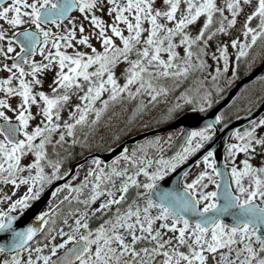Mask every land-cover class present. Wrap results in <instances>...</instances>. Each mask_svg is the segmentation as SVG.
I'll return each mask as SVG.
<instances>
[{"label":"snow or ice","instance_id":"6c2138e0","mask_svg":"<svg viewBox=\"0 0 264 264\" xmlns=\"http://www.w3.org/2000/svg\"><path fill=\"white\" fill-rule=\"evenodd\" d=\"M106 3L107 13H115L110 23L95 14L105 10V0H61L59 3L57 0H11L7 4L5 0H0V20L15 29L11 35H7V30L0 26V40L8 41L7 52L13 51V42L20 45V52L16 53L11 66L7 63L0 65L10 73L6 78L0 79V89L8 95H18L22 98L17 105V124L8 123L9 118L0 111V117L5 120V124L0 126V133L3 134V139H0V180L5 183L10 181L14 185H29L25 195L9 204L8 211H0V231L11 233L8 244H0V252L7 251L11 258L0 261V264H207V253H212L214 259L218 249L223 251L219 252L217 264H264V165L254 166L247 158L255 154L256 145L261 146L260 151L264 152V135L257 137L255 131L257 124L264 125V118L258 122L252 121L242 132H231L234 142L226 144L227 157L234 160L236 153L244 152L246 158L241 161L242 167L237 168L234 164L230 167L231 184L226 183L223 191L219 190L220 184L214 179L222 173L215 166V159H210L213 157L212 150H208L202 157L205 170L196 172L179 190H161L158 184L166 170L170 171L177 164L183 163L191 153L200 149L205 141L211 138L214 125L208 122L186 133V142L181 145L180 151L169 157L161 156L156 159L154 170L149 171L147 166L153 163V160L148 158L146 164L145 157L137 158V149L133 148L131 155L127 150L121 152L108 166L107 172L100 167L99 159H93L91 163L96 168L88 169L87 176L79 186L61 185L60 187L68 188L69 192L75 191L79 194L82 188L89 184V177H93L90 193L82 203L89 205L101 192L107 193L98 208L91 209L93 214L108 212L110 206L120 205L122 201L127 200L130 186L144 190L136 191L131 201L123 208L116 207L111 215L96 227L89 226L86 218L89 215L88 208L77 209L81 215L69 226L67 232L63 229L58 232L62 238L59 243H38L32 249H29L28 242L54 217L53 210L40 212L36 219L43 220L44 224L38 227L29 224L23 229L13 228L15 217L10 214L12 210L19 208L23 211L28 202L39 195L44 184L59 178L60 160L48 159L45 145L51 142L50 134L61 128L60 124L53 122V117L60 119L59 109L63 102L69 100L72 92L82 91L86 86V90L79 96V100L84 103L74 105L75 111H69L71 122H64L63 128L66 131L59 132L60 142H63L65 135L74 136L76 125L87 124L89 111L95 112V123L103 109L94 107V102L105 90L110 94L106 99L100 100L103 107H107L109 100H116L120 93L124 92L129 96H136L143 91L152 101L166 94L168 88L158 83L161 78L179 79L194 68L191 60L193 52L189 46L203 40L205 34L211 37L216 32H224L225 20L228 26L235 24L237 14L245 5H251L249 13L246 14V21H252L255 17L258 23L255 27L246 22L243 24L247 38L245 42L231 41L233 47L239 44L237 58L246 56L248 49L258 38L264 40V0H225L230 18L224 16V6H218L215 0H183L185 6L180 9L179 18L176 14L181 0H162L166 10L154 8L152 0H106ZM72 9H78L90 20V35H94L101 42L102 51H97L90 43L89 34L84 33L82 23L79 26V36H76L75 25L65 28L63 34H53L50 29L41 27L42 23L49 20L59 27V21L65 19ZM214 13L220 14L216 20L218 27H211ZM201 14H204L205 18L198 34L188 35L184 31L185 26L196 21ZM160 17L175 23L169 27L158 19ZM145 20L149 25L147 29L142 26ZM121 22L127 29L126 35L120 27ZM23 24L35 25V29H21L19 26ZM106 29H110L111 34H106ZM144 31H147V35L142 37L141 33ZM178 33L179 43L185 46L182 60L177 58L176 42L173 40ZM113 35L119 37L122 47L114 43ZM73 38L90 47L91 53L77 50L69 54L61 51L62 46H70ZM50 41L56 51H49L45 55V45ZM141 42L142 46L137 47ZM37 47L47 63L29 59V53H35ZM219 51L227 68L225 50L221 48ZM132 52L136 53V58L129 59ZM161 52L167 53L166 58L161 57ZM0 53L6 56L4 47H0ZM202 54L203 47L196 53L199 61L197 66L200 68L204 66L203 60L200 59ZM121 60L127 65L121 71L123 84L117 82L113 71ZM52 61L57 62L55 78L50 85L54 94L49 96L43 91L33 93L32 85L41 83L37 73L51 68ZM25 64L28 65L27 69ZM90 66H94L91 71ZM65 68L67 71H64ZM12 69H16V72H12ZM26 75H30L31 80H26ZM13 79L18 81L16 85H12ZM132 86H135L134 91ZM57 88L62 89L58 94ZM36 95L44 102L42 111L37 109L43 117L44 126L36 125L28 131L27 125L33 114L27 107L36 102ZM207 97L208 93H205L204 100L200 103L201 110L208 102ZM181 98L190 99L184 93H181ZM0 106L10 107L3 98H0ZM137 107L142 108L143 105ZM171 111L169 109V112ZM215 119L220 121L222 117L217 115ZM17 133H23L25 138H18ZM37 137L40 138L39 141L34 142ZM156 141H159V137ZM149 143L151 147L157 146L155 142ZM28 151L34 152L35 159L31 164L21 166L20 158ZM45 160L51 167L49 174L43 171L42 163ZM121 160L125 163L122 168L116 166ZM129 164L132 171H129ZM195 164L199 165L200 160H196ZM33 166L34 174L31 172ZM22 167L30 170L27 176L17 175ZM209 168L212 169L211 172L207 171ZM141 173L145 178L143 183L137 179ZM112 177H124L120 180L118 189L114 190V185L109 187L106 183ZM244 177L248 178V186L243 183ZM205 180L217 184L218 190H206L208 184ZM101 184L105 185L103 189ZM232 184L235 185L234 190ZM71 198L79 199V195ZM152 209L156 210L155 214ZM155 221L160 222L159 227H154ZM81 229H84L83 233L80 232ZM161 229H170L174 235L165 238L166 234ZM55 231V228L49 227L45 240H52ZM69 242H72L71 246L66 248ZM140 242L147 243L138 247ZM182 247L186 250H181ZM44 248H49V251L44 253ZM58 249L64 251L53 260L52 257L56 256ZM25 251H28L26 260L20 255ZM32 253H35V257ZM158 257L160 259H157Z\"/></svg>","mask_w":264,"mask_h":264},{"label":"rangeland","instance_id":"374dc122","mask_svg":"<svg viewBox=\"0 0 264 264\" xmlns=\"http://www.w3.org/2000/svg\"><path fill=\"white\" fill-rule=\"evenodd\" d=\"M121 2H124V0H121ZM152 2H153L154 8L159 7V8H161V10H166L165 5L162 3V0H152ZM197 2H198V0H197ZM215 2L217 3L218 6H224L223 0H215ZM184 6L185 5L183 3V0H181L180 6H179L177 14H176L177 18H179L180 9L184 8ZM106 9H107V3L105 0V10L97 11L95 14L101 16L105 22L110 23L112 16H114L115 13L113 12L110 15L107 13ZM128 15H129V18L132 19V16L130 14H128ZM219 15H220L219 13H214L213 23H212L211 27H218L216 20L218 19ZM204 18H205L204 14H201V16L198 17L196 21L190 23L189 25H186L184 28V31L187 32V34L190 36H195L196 34H198L199 28L203 24ZM25 19H26V17H25ZM158 19L161 22L166 23L167 26H169V27H171L175 23V21H167L163 17H160ZM81 23L84 26V33L89 34L90 43L96 48L97 51H102L103 49H102L101 42L99 40H97V38L94 35H90V33L92 31V29L90 27V20L86 19L84 14L80 13L78 9L72 14V16L67 21L59 22V27H57L56 24L52 23V24L47 25L44 28L50 29L53 34H57V33L63 34L65 28L73 27V25H75L76 36H79L80 35L79 26ZM225 24H226V21H225ZM27 26H35V25L23 24V25H20L19 27L22 29V28L27 27ZM142 26L145 29H147L149 27L146 20L143 21ZM2 27L7 30L6 31L7 35H11L15 31L14 28L7 25L6 23H3ZM120 27L122 28L123 34L126 35L127 29L123 25V22L120 23ZM224 27H225V25H224ZM97 31H98V29H97ZM206 32H207V30H206ZM106 34H111L110 29H106ZM141 35H142V37L146 36L147 31L142 32ZM225 37H226V30L224 32H216L211 37H208L205 34V38L203 40L196 41L194 44L189 46L193 52V56L191 57V60H192L193 65H194L193 70L189 71V73L186 76H183L179 79L168 77V78H161L158 81L159 84H163L165 87H166V84L168 85V83H174V87L177 88V87H184L185 86L186 87L185 89L180 90V91H176L177 89L168 88V92L166 94H162V95L158 96L155 101H152V98L149 95H147L146 92H143V91L136 96H129L127 92H124V93H120V95L118 97L121 101V104L119 106H115L114 103L111 102L113 105L109 106V103H108L107 107H103L100 104V100L106 99L110 94L108 90H105L102 92L101 96L94 102V107L103 109L100 117L95 121V123H93V118L95 117V112L89 111L87 124L86 125H76L74 127V136L65 135L63 142H60L59 132L66 131L63 128L64 122L66 120L68 122H71V118L69 117V111L70 110L75 111V109L73 107L74 105H76V104L83 105V103H84L83 101L79 100V96L82 95V92L84 90H86V86L83 87L82 91L72 92L70 94L69 100L66 102H63V106L59 109L60 119L56 120V118L53 117V122L60 124L61 128L56 129L55 131H53L50 134V141L51 142L47 143L45 145V146L52 147V152L49 155V157H51V160H57L58 159L57 156L54 154L57 152L55 150H57V147L65 146L66 141H68V150H69L70 146H73L75 144V142H71V141H78V139H82L86 136V138H87L86 147L88 149H90L91 146L100 145L102 140L105 138L119 137V138L124 139L125 137L130 135V133H132V132H135L137 130H141L145 127H149L154 116H157L159 114H163L164 113L163 109L164 108L169 109V107L171 105H173L174 107H181L183 104L191 103V102L194 104L200 105L201 101L204 100V96L200 97V101L193 102L196 97H195V94L193 92L190 93V89H191V88H189L190 84H193L194 87L199 84L198 85V87H199L198 92H202L201 89H203V92L201 95L208 93V97H207L208 102L211 100V94L210 93H213L214 91L223 92L224 90H227L231 86L233 81L235 80L239 69L243 70V67H244L245 69L248 70L256 64L257 49L256 50H250L252 53H247L246 56L237 58L235 53L230 54V53H227V50H225V47H224ZM57 38H59V37H57ZM112 38H113V41L116 45H120L122 47V43H121L119 37H115L113 35ZM179 39H180L179 33L173 37V40L176 42L175 51L178 53L177 58L182 60L184 58V47L185 46L179 43ZM205 41H207V42L205 43ZM7 43H8V41L6 39L0 40V47H4L5 52H6V56L4 53H0V56L2 57V59H1L2 63L0 65L7 63L11 57L14 58V55L18 51L17 46L13 43V51L7 52L6 51ZM141 46H142V42L140 45H137V47H141ZM201 47H203V54L201 55L200 59H202L204 62L203 68H200L197 66L199 61L197 59L196 53L199 50V48H201ZM221 48H223L225 50V54L227 57V68H225V59L220 57L219 49H221ZM77 50L84 52V53H88V54H90L92 51V49L90 47L79 43L75 38L72 39L69 47H67V48H64L63 46L61 47V51H64V52L69 53V54H72V53L76 52ZM49 51H51V52L56 51V49L51 46V41L49 42V44L45 45V53L44 54L46 55ZM160 55L162 58H166L167 53L161 52ZM84 58L86 59V56ZM134 58H136V53L132 52L129 59H134ZM30 60L36 61L38 63H47V61H45V59H44V55L41 54L39 47H37L36 53L30 58ZM243 60L245 62H243ZM126 66H127L126 62L121 60L113 69L114 75L117 78V82L120 84H123V81H124V77L121 75V71ZM24 67H25V69H27L28 65L25 64ZM93 67L94 66H90L89 71H91L93 69ZM217 69H219V71H217ZM56 71H57V62L52 61V67L51 68L44 69V70H42V72L37 73V77L41 80V83L39 85L33 84L32 85V92L38 93L39 91H43L49 96L53 95L54 93L52 92V88L50 87V85L52 84V81L55 78ZM64 71H67V68H65ZM12 72H16V69H12ZM233 73H235V74H233ZM9 74L10 73L5 68L0 66V79L6 78ZM17 75H18V73H17ZM25 79L31 80V76L26 75ZM77 79H82V78H77ZM196 81L198 82V84L194 85V83ZM11 83H12V85H16L18 83V81L13 79V81ZM52 86L54 87V85H52ZM132 87H133V91H134L135 86H132ZM109 88H110V86H109ZM61 91H62V89H60V88L56 89L57 94L60 93ZM169 91H174L175 94L168 96L167 94L169 93ZM181 93H184L186 96L190 97V99L181 98ZM0 98L6 99L8 104L10 105V107L0 106V111H3L7 117L9 116L8 118L16 120L15 117L17 115V111L19 110L17 108V105L20 104L22 98L19 97L18 95H8L6 93H3L2 91H0ZM256 99H257V95L254 93V91L253 92L251 91V88H249L246 91H244L240 95V97L237 99V101L234 104V110L236 112H240V111L244 110L245 108H247L251 102H253V101L255 102ZM35 100H36V102L30 103L27 107V110L33 114V116L29 120V124L27 125L28 131H31V129L36 125H40L41 127L44 126L42 123L43 117L37 112L38 108L42 111L44 102L42 100H40L38 95H36ZM207 103H205V105ZM138 105H143V107L138 108L137 107ZM110 107H111V109L108 110V108H110ZM13 109H16V111H13ZM134 109H135V111H134ZM165 110L166 109H164V111ZM228 110L229 111L226 112V116L231 115L230 114V108ZM127 115H128V118L126 121L125 117ZM1 118L4 119L3 117H0V119ZM123 122H125L126 125H124L122 129L118 130L120 123H123ZM81 131H83V133H84L83 136H81ZM116 132H117V136H114ZM175 136H176V133L169 132V133H166L165 135H158L156 137L149 138L146 141H143L140 144L134 146V148L137 149V158H139L140 156H144L146 164H147V159L151 158L153 160V163H151L150 165H147V166H148L149 171L154 170L156 167L154 161L156 159H159L161 156L165 157V155H164L165 151ZM157 137H159L158 142L156 141ZM39 139L40 138L37 137L36 141L38 142ZM120 140L121 139L114 140L113 142H111V145L114 146V145L118 144L119 142H121ZM149 142H155V143H157V146L151 147ZM255 148H256V146H255ZM132 150H133V148L129 152L130 155L132 154ZM249 151L251 152V150H249ZM30 157L35 158L34 152H32L30 154ZM245 158H246V155L244 152H238V153H236L234 160L227 157L226 163L231 164V166L234 164L237 168H239V166L241 165V161L244 160ZM247 158L250 159V162H252V160L254 162H256L254 160L253 155L250 157H247ZM93 159H97V158H93ZM93 159H90L88 162H86L85 164H83L81 166V168L78 170L77 174L75 175L74 179L69 183L70 185L74 186L75 184H77L78 182L83 180L85 178V176H87L89 168H93V169L96 168V166L91 163V161ZM210 159H212V158H210ZM43 163H44V161H43ZM62 164H64V161H62L61 165ZM257 164H260V163H257ZM116 166L122 168L125 166V163L121 160L120 162L117 163ZM127 166L129 168V171H132L131 165L129 164ZM60 169H61V167H60ZM60 169H59V171H60ZM108 170H109L108 167H106L104 169L105 172H107ZM201 170H205L204 166H203V160H201L200 164L196 165L194 167V169L190 172V174H188V176L184 180V183L187 180H190L196 174V172L201 171ZM170 171L166 170V174L169 173ZM207 171L211 172L212 169L209 168V169H207ZM122 179H124V177H112L111 180L109 182H106V183L108 184L109 187H112L114 185V190H115V189L119 188V183H120V180H122ZM137 179L141 183H143L145 180L142 173L137 176ZM214 179L217 180L216 176L214 177ZM92 182H94V179L86 187H84L81 190V193L77 194V196L79 195V199H75V200L80 201L82 203L83 199L85 197H87L90 193V190H91L90 186H91ZM205 183L208 184V187L206 190L211 191V190L216 189L217 184L209 183L207 180H205ZM243 183L245 184V186H248V178L247 177H244ZM104 187H105V185L101 184V188L103 189ZM138 190L144 191L142 188L136 189L135 187L130 186L129 192L127 193L128 199L125 201H122L120 205L110 206V209L108 212H96L93 214L90 211L89 215L86 217L88 219L90 228L96 227L92 221L93 215L98 216V215H101L103 213H107L108 215H111L112 210H114L116 207L123 208L129 201H131L133 196H135L136 191H138ZM116 194L118 195V193H116ZM57 195H58V198L55 199L54 202L57 201L58 199H60V197L62 196L61 193H57L55 195V197ZM106 196H107L106 192H101V195L98 196L97 199L95 201H92L89 205L92 204L93 208H98L99 203L102 200H104ZM137 199H140V198H137ZM151 211L153 214H155V212H156L155 209H152ZM80 215L81 214L75 216L74 222H75L76 218ZM159 224H160L159 221H155L154 227H159ZM68 230L69 229H67L65 232H67ZM83 231H84V229L80 230L81 233H83ZM161 231L166 234L165 238H167V236L174 235V233L170 229L169 230L161 229ZM61 239L62 238L59 235H56V236L54 235L53 239L48 244L51 245L52 243H59L61 241ZM43 243H46V241L45 242L43 241L42 243H39V244H43ZM71 243L72 242H69V245H66L65 247L67 248V247L71 246ZM140 243L146 244L147 242H140ZM173 243H175V241H173ZM165 247L167 248L168 245H165ZM63 250L64 249H58L57 254H59ZM181 250H186V249L182 247ZM42 251L44 253H47L49 251V248H44ZM220 251H223V249L217 250V255L215 256L214 259H213V254L210 253L212 255V259L215 260L216 262L219 260V252ZM20 255H21L22 259L26 260L27 256H28V252L20 253ZM32 255H33V257H35V253H32ZM207 255H209V253H207ZM53 257H55V256H53ZM215 261H213L214 264H216ZM37 264H40V262H37Z\"/></svg>","mask_w":264,"mask_h":264},{"label":"water","instance_id":"95a60500","mask_svg":"<svg viewBox=\"0 0 264 264\" xmlns=\"http://www.w3.org/2000/svg\"><path fill=\"white\" fill-rule=\"evenodd\" d=\"M6 1L8 0H5V2ZM57 2L59 3L61 2V0H57ZM75 10L76 9H72L67 14V17L63 20H60V22H65ZM50 21L51 20L44 22V23H48ZM33 54L34 53H29V58ZM259 78H264V61L260 65H258L256 68H254L252 72L238 79L236 83L228 89L227 93L223 97L218 98L209 107L203 110L201 109L188 110L167 125L139 132L135 135L128 137L127 139L117 144L115 147H113L109 151L90 153L86 157L74 162L71 165V168L69 169V171L67 172V175L64 174L60 176L58 179H55L49 185V187L42 193V195L38 197L29 208H27L24 212L18 215H14L15 219L13 220V228L23 229L27 227L29 224H31L33 227H38L44 224L43 220L36 219L37 215L40 213L42 208L46 204H48V202L52 199L53 193L56 191V189L60 188L61 185L67 184L74 177L78 168L81 165L85 164L89 159L96 157L101 160V164H109L112 161H114L115 158L119 156L121 152H124L125 150L128 151V145H134L148 137L155 136V135L162 134V133L169 132V131H173V130H178L181 128L180 133L174 138L173 142L170 144V146L165 152V156L169 157L173 155L176 151L181 150V145L186 142L184 140V137L188 131H190L192 128L202 127L208 122H212L214 125V132L212 133L211 138L205 141L204 145L200 149H197L195 152H193L191 156H189L177 169H175L173 172H171L169 175H167L163 179L159 180L158 184L161 190H179L180 188H182L183 178L194 167L195 161L202 159V157L206 155V152L208 150H212L213 157L216 161L215 165L216 167L220 169L222 173V175L218 176V182L220 184L219 190L223 191V186L226 183L231 184L230 177H229L228 171H226L227 168L224 165V159H223L224 149L226 147V144H228V139L231 135V132L233 130H237L249 124L251 121H253L258 116H260L262 112L264 111V99L261 102V104L257 108H255L253 111H251L250 113L246 115H241V116L231 119L229 122H227L222 127H219L220 121H216L215 117L217 115H220L221 112L233 102V100L238 96L240 90L244 87V85L250 82H253ZM8 123L17 124V122H12V121H8ZM4 124H5V121L1 122L0 126ZM17 136L19 138V133H17ZM91 179L92 177H89V180ZM80 183L81 182H79L75 186H79ZM74 192L75 191H71L69 196H71ZM42 230H43V227L40 229V231L36 233L34 238H36L42 232ZM10 239H11L10 232L0 231V244L7 245ZM31 241H29L28 244ZM60 254L54 257L53 260H55ZM158 259H160V257Z\"/></svg>","mask_w":264,"mask_h":264},{"label":"flooded vegetation","instance_id":"af4514ba","mask_svg":"<svg viewBox=\"0 0 264 264\" xmlns=\"http://www.w3.org/2000/svg\"><path fill=\"white\" fill-rule=\"evenodd\" d=\"M11 0L5 2L6 4L7 3H10ZM253 2H255V0H253ZM223 5H224V16L226 18H230V13L228 12L226 6H225V0H223ZM250 8H251V5H245L243 6L242 10L237 14L236 16V22L235 24L231 25V26H228L227 25V22L225 24V29H226V37L224 39V47H225V50H227V53H237L238 50H239V44H237L236 47H233L232 44H231V41L232 40H237L238 42H245V40L247 39L244 35V29H243V24L246 22L249 24V26L251 27H255L256 24L258 23V20L257 18H253L252 21H246V14L249 13L250 11ZM226 21V20H225ZM5 23L3 22L2 20H0V26H2V24ZM49 24H52V21L51 22H48V23H42L41 24V27H46L47 25ZM24 28H31V29H35V26H27V27H24ZM22 28V29H24ZM16 46H17V53L20 52V45L13 42ZM257 49V57H256V64L251 67L250 69H244V74H247L248 72L251 71V69H253L255 66H257V64H261L263 61H264V40L258 38L256 43L250 48L248 49V53H252L250 50H256ZM16 57V54L14 55V58ZM2 57L0 56V64L2 63L1 61ZM13 62V57H11L7 64L9 66H11ZM264 83V78L263 79H259L255 82H253V84H248L240 93V95L245 91L246 88H251L253 85L255 84H258L259 82ZM0 91H2L4 93V91L2 89H0ZM261 98V97H260ZM258 98L255 102H251L250 105L248 106L250 108V111L252 109H254L255 107H257L261 102H262V99ZM249 112V111H248ZM9 117V116H8ZM261 118H264V111L262 112V114L257 117L254 121H259ZM5 121L4 119H0V123ZM9 121H14V122H18L14 119H11L9 118ZM252 123V122H251ZM250 124H248L247 126H244L242 128L239 129V131H242L244 130L245 128L249 127ZM256 136L259 137L261 135H264V125H259L257 124V127H256ZM21 139L24 138L23 136V133H20V137ZM0 139H3V134L0 133ZM37 140V138H36ZM234 139H230L229 143H232ZM34 142H37V141H34ZM260 147L259 145H256V148H255V154L253 155L254 156V160L257 162V163H260V164H257L256 162H254L252 160V164L254 166H261V165H264V152L260 151ZM252 151V149H250ZM45 151H46V154H47V157L48 159H51V157H49L50 153L52 152V147L50 146H45ZM61 152L62 154L64 155V163H65V160H66V157H67V153H68V141H66V145L61 147ZM32 153V151H28L26 153H24L21 158H20V165L23 166V165H27V164H31L32 161L35 159L33 157H30V154ZM227 158V155L225 153V159ZM226 166H227V169L229 171V175H230V179H231V173H230V167H231V164H227L226 163ZM243 165L241 164L239 166L242 167ZM42 167H43V171L45 174H49L51 173V167L48 166L47 164V161L45 160L44 163H42ZM64 168V167H63ZM29 169L26 168V167H22L21 168V171L17 174L18 176H27L29 174ZM31 172L34 174L35 173V167L33 166V168L31 169ZM188 175L185 176V178L187 177ZM184 178V180H185ZM52 182V181H51ZM50 183H46L43 185V189L42 191L39 193L38 196H36L34 199H31L29 202H28V206L23 210L21 211L19 208L17 209H14L12 210V212L10 213L11 215H18L22 212H24L27 208H29L33 203L34 201L42 195V193L45 191V189L51 184ZM70 182H68L67 184H69ZM233 186V189H235V185L232 184ZM29 185L28 184H25V183H18V184H12L10 181L5 183L4 181L0 180V211H8L9 210V204H11L13 201L17 200L19 197L25 195V193L27 192V189H28ZM61 193V197L60 199H58L57 201L54 202L55 199L58 198V195L56 197H52V199L48 202V204H46L42 210L40 212H46L49 210V209H52L53 212L55 213L54 217L50 218L49 219V222L48 224L44 225L43 227V230L42 232L36 237L34 238L29 244V249H32L34 248L38 243H42L43 241L45 242V236L48 232V228L49 227H53L56 229L55 232H53V236L55 235H58V232L63 229L64 231H66L67 229H69V222H68V200L71 199V197H77V193L74 192L71 196H69L70 192H69V189L68 188H60L59 191L56 190V193ZM65 197H69L68 199H65ZM61 208V216H57L58 214L56 213L57 209ZM55 210V211H54ZM40 214V213H39ZM39 214L37 216H39ZM56 216V217H55ZM65 219H67V223H65ZM51 240H48L46 241V243H50ZM144 244L141 246L143 247ZM25 252H28V251H25ZM207 257H211V254L209 253V255H207ZM10 253H8L7 251L5 252H0V261H3L4 259H10ZM212 261H215L212 259ZM215 263L217 264V262L215 261ZM214 264V263H213Z\"/></svg>","mask_w":264,"mask_h":264},{"label":"trees","instance_id":"16d2710c","mask_svg":"<svg viewBox=\"0 0 264 264\" xmlns=\"http://www.w3.org/2000/svg\"><path fill=\"white\" fill-rule=\"evenodd\" d=\"M242 75H243L242 74V69H239L238 74H237V79L240 76H242ZM196 84H198L197 81L194 83V85H196ZM198 85L195 86V87L193 86V84L189 85V88H191L190 89V93L193 92L195 94V97H196L193 102L200 101V97L205 95V94L201 95L202 92H203V89H201L202 92H198V90H199ZM166 87L167 88H171V89H177L176 91H180V90H183V89L186 88L185 86L176 88V87H174V83H168V85L166 84ZM225 91L226 90H224L223 92L214 91L213 93H210L211 94V100L207 104L212 103L215 100L216 97L222 96L225 93ZM251 91L252 92L254 91V93L256 95L258 94V97L259 96L261 97L264 94V83L261 82L260 84L254 86V89H251ZM174 94H175L174 91H169V93L167 95L170 96V95H174ZM113 102H115V100ZM115 104H116L115 106H119L121 104V101H120L119 98L116 99V103ZM207 104L204 107H206ZM191 108H200V105L194 104L192 102L183 104L181 107H174L173 105H171L169 107V109L172 110L171 112H169V109L164 108V109H166L165 111L163 109L164 113L163 114H159L157 116H154L150 126L147 127V128H152V127H158V126H161V125H166V124L170 123L172 120H174L176 117L181 115L184 111H186L188 109H191ZM110 109H111V107L108 108V110H110ZM232 111L235 112L234 108L232 109ZM221 117H222L221 124H223V123H226L229 119L233 118L234 115L231 114L230 116H226V112H224ZM127 118H128V115L125 117L126 121H127ZM124 125H126L125 122L120 123V126H119L118 130L122 129ZM83 135H84V133H83V131H81V136H83ZM114 136H117V132L115 133ZM118 139H121V138H119V137H108V138H105V139L102 140L100 145L91 146L90 149H88L86 147V142H87L86 136L84 138H82V139H78V141H76L73 146H70V148L68 150V153H67V157H66L65 163L61 165V169L59 171V175H62L64 173H66V171H68L70 169L71 165L74 162H76L77 160L82 159L88 153L94 152V151L104 152V151L109 150L112 147L111 142H113L114 140H118ZM55 151H57V152L56 153L53 152V153L60 160V163H62V161H64V155L61 152V147H57V150H55ZM106 167H108V166H101V168H103V169H105ZM85 208H88L89 212H90L91 209H93V205L92 204L91 205H84L80 201H77V200L72 199V198L68 200V209H67V211H68L69 226L74 223L75 216L81 214L80 211H77V209H85ZM62 212H61V208L57 209V211H56V213L58 214L57 216L60 217ZM108 216L109 215L107 213H103V214L98 215V216L93 215L92 216V221H93L94 225L97 226L100 223H102V221L104 219H106ZM142 245H143L142 243H138L137 246L139 247V246H142ZM207 264H213L212 255H211V257H207Z\"/></svg>","mask_w":264,"mask_h":264}]
</instances>
